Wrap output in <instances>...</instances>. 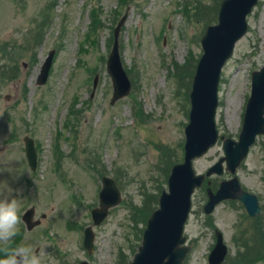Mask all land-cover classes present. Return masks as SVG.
<instances>
[{
	"label": "rangeland",
	"instance_id": "374dc122",
	"mask_svg": "<svg viewBox=\"0 0 264 264\" xmlns=\"http://www.w3.org/2000/svg\"><path fill=\"white\" fill-rule=\"evenodd\" d=\"M200 1L206 3L207 21L216 19L221 0H0V199L17 198V233L23 234L18 245L35 253L40 264H118L133 258L144 227L134 206L142 205L147 193L167 189L171 165L184 156L192 74L207 26L203 16L194 14ZM186 5L188 13L183 12ZM92 9L99 16L97 34H90L95 43L86 41ZM125 13L120 52L133 88L112 104L107 58L112 32ZM248 21V32L226 63L219 85L217 126L220 134L235 139L251 93V74L264 65V0ZM53 48L49 78L37 85L41 65ZM190 55L184 67L190 73L171 74L178 73L173 65L183 67ZM15 63L19 68L14 77ZM25 135L39 144L36 171L27 163ZM224 155L219 139L194 167L204 173ZM102 175L119 181L124 202L95 227V250L89 255L81 226L92 223ZM238 175L264 208V135L258 136ZM230 177L225 171L211 179L219 183ZM206 200L205 187L197 189L185 230L192 246L185 264H209L215 228L203 209ZM32 205L37 216L47 217L28 231L21 217ZM262 216L264 221V212ZM211 218L234 255V237L239 227L249 224L245 209L239 202L225 201ZM249 242L256 245L257 239L250 236Z\"/></svg>",
	"mask_w": 264,
	"mask_h": 264
},
{
	"label": "water",
	"instance_id": "95a60500",
	"mask_svg": "<svg viewBox=\"0 0 264 264\" xmlns=\"http://www.w3.org/2000/svg\"><path fill=\"white\" fill-rule=\"evenodd\" d=\"M256 2L257 0H223L219 23L209 26L202 38L205 53L194 77L190 123L186 128L185 159L183 163L173 166L169 178L170 192H163L160 198L161 206L150 217L143 244L130 264H181L188 251V248L180 246L185 240L182 237V231L191 206L192 193L204 179V175L195 174L192 162L195 157L205 153L216 142L218 131L214 118L218 104L217 90L220 73L233 52L235 42L246 32L248 27L246 16ZM51 58H48L44 66V77L51 65ZM110 63L117 76L114 95V99H117L130 90V82L121 67L117 42L111 54ZM260 131H264V68L253 74L252 95L248 103L240 142L235 143L230 139L225 142L227 159L232 170L235 171L236 166L246 155L249 145L255 140V134ZM27 151L30 162L35 163L36 152L33 140L30 138H27ZM213 170L221 171L220 164L211 168L208 174H211ZM104 181L105 187L101 195L102 207L95 210L96 223L106 217L109 206L120 201V192L115 182L110 178H105ZM232 187L234 193L230 192ZM229 195L243 200L250 214L257 215L262 212L257 197L241 190L236 178L225 183L217 195L214 196L211 193V201L206 209L211 211L216 202ZM24 219L28 222L29 228L39 223L32 220L29 211ZM92 239L93 234L89 229L86 243L90 247ZM219 241L211 256L212 264H220L227 252L226 247L221 243L220 234Z\"/></svg>",
	"mask_w": 264,
	"mask_h": 264
},
{
	"label": "clouds",
	"instance_id": "9594fccd",
	"mask_svg": "<svg viewBox=\"0 0 264 264\" xmlns=\"http://www.w3.org/2000/svg\"><path fill=\"white\" fill-rule=\"evenodd\" d=\"M19 202L15 197L0 199V243L5 245L0 264H40L39 257L24 246L12 247L20 223Z\"/></svg>",
	"mask_w": 264,
	"mask_h": 264
},
{
	"label": "trees",
	"instance_id": "16d2710c",
	"mask_svg": "<svg viewBox=\"0 0 264 264\" xmlns=\"http://www.w3.org/2000/svg\"><path fill=\"white\" fill-rule=\"evenodd\" d=\"M205 10L206 7L203 6L202 4H200L197 8V11L200 13H204ZM206 15L209 14L206 13ZM214 20L207 22L212 23L214 22ZM152 209L153 207L150 204H148L140 210V212L144 216L143 221L146 222L148 215ZM251 225H252L251 229L247 230L246 235L255 236V238L257 239V244L253 245L252 243L249 242V239H246L243 243L244 249L242 251H238V254L232 259L231 264H258V263L264 264V222L262 221V217L255 218L253 224ZM3 254L4 251L0 255Z\"/></svg>",
	"mask_w": 264,
	"mask_h": 264
}]
</instances>
